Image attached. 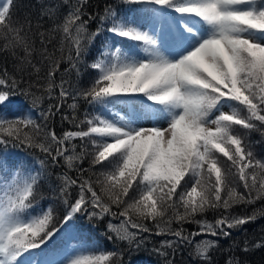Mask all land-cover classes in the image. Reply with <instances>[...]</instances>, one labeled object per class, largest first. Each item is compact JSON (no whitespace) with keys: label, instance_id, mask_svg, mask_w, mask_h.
Returning <instances> with one entry per match:
<instances>
[{"label":"trees","instance_id":"16d2710c","mask_svg":"<svg viewBox=\"0 0 264 264\" xmlns=\"http://www.w3.org/2000/svg\"><path fill=\"white\" fill-rule=\"evenodd\" d=\"M188 1L0 3V197L13 177L23 216L45 223L38 253L61 249L72 231L92 245L78 264H264V0L250 19L235 16L234 82L223 49L214 67L223 83L197 62L198 136L175 139L179 177L166 169L148 180L159 145L143 146L134 165L128 139L112 148L103 133L111 93L152 97L144 78L111 87L104 72L144 49L139 30L160 7L180 19ZM222 103L231 115L216 114Z\"/></svg>","mask_w":264,"mask_h":264},{"label":"rangeland","instance_id":"374dc122","mask_svg":"<svg viewBox=\"0 0 264 264\" xmlns=\"http://www.w3.org/2000/svg\"><path fill=\"white\" fill-rule=\"evenodd\" d=\"M6 0H1L3 4ZM199 7V10L214 17L213 5L218 3L221 9V19L215 22L214 19H201L194 15H189L188 27L178 28L176 24H167L162 15L165 12L153 15L144 25V32L151 43L145 52L140 51L138 55L132 57V61L127 63L128 67L154 66L164 67V71L159 73L153 83V90L157 95V101H147L142 96H118L111 93L112 107L114 108V120L104 121L107 129H104L106 139L111 142V147H117L122 141L129 139V154L127 160L136 165L141 157L143 146L159 145L158 158L146 164L145 177L150 175L148 180H152L157 174L172 169L179 177L177 168H173V152L175 139L179 140L180 134L183 138H189L191 130L196 125V114L201 106L203 92L198 87L194 78L197 62L203 60L207 62L212 70L215 68V51L224 46L229 54H234L236 48L241 44V37L234 33L236 17L252 15L253 0H191ZM190 1V2H191ZM1 9V10H2ZM167 16V15H166ZM236 16V17H235ZM169 21L172 23L170 16ZM249 19V18H246ZM171 28V29H170ZM264 50L258 51V55ZM119 66H114L111 70L104 72L103 76L108 78L109 84L116 87L122 82L131 81L137 75H132L128 79L118 73ZM113 73H115L113 75ZM118 73V74H117ZM127 74V73H126ZM162 74V75H161ZM125 75V74H124ZM173 97V100L159 102L160 97ZM231 112L228 105L222 106V113ZM102 126L103 123H102ZM216 120H210L205 124V129L210 133L216 128ZM109 128V129H108ZM196 136V135H195ZM110 147V149H111ZM110 149H106L108 152ZM201 145V151H203ZM170 172V171H169ZM20 200V192L13 191L9 184L5 194L0 199V262L3 264H78L90 247L87 241H75L70 235L65 247L57 253L47 254L43 258L36 259V255L26 254L20 256L18 260L11 258V255L18 256L20 253L11 250L13 242L18 243L19 249L34 251L33 243L45 230V223H37L33 216H28L22 221L24 216L22 208L17 207V200ZM80 202H77V206ZM21 223H27V228L18 235L14 234L16 228ZM19 231V232H20ZM47 232L41 241L49 237ZM39 241L40 243H42Z\"/></svg>","mask_w":264,"mask_h":264}]
</instances>
